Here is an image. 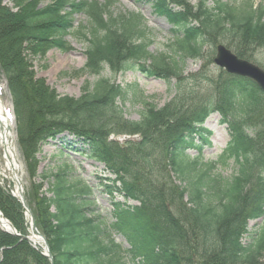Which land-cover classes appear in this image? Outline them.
Returning <instances> with one entry per match:
<instances>
[{
	"label": "trees",
	"instance_id": "16d2710c",
	"mask_svg": "<svg viewBox=\"0 0 264 264\" xmlns=\"http://www.w3.org/2000/svg\"><path fill=\"white\" fill-rule=\"evenodd\" d=\"M54 1V8L30 6L18 13L0 0V69L14 101L20 151L34 181L28 203L55 264H261L264 90L250 79L228 78L188 116L186 100L178 95L184 85L197 93L196 80H210L202 73H186L187 62L203 55L209 34L264 41V6L254 0H198L196 21H178L171 41L153 52L141 16L112 18L95 0ZM68 4L71 10L62 14ZM73 12L86 15L89 24L78 29ZM56 33L85 40V69L98 77L85 83L78 98L47 85L28 59V50L42 56L52 47L68 50L66 41L50 39ZM107 67L115 74L133 68L168 85L174 82L176 94L157 106L138 83L123 87L105 77ZM129 97L143 107L136 120L124 112ZM212 112L227 124L230 140L216 159L207 160L192 136L208 140L201 125ZM111 135L131 138L122 142ZM49 140H57L67 157L103 164L114 176L104 191L138 204L116 205V222L101 217L91 207L92 186L85 179L70 181L65 167L49 181L52 196L41 192L46 174L39 173L38 154ZM192 147L199 149L197 154L188 152ZM227 168L232 173L224 175ZM39 177L42 181L36 182ZM0 210L21 233L27 229L21 202L1 183ZM252 219L258 222L249 228ZM116 234L127 247L116 241ZM0 264L50 261L27 240L0 228Z\"/></svg>",
	"mask_w": 264,
	"mask_h": 264
},
{
	"label": "rangeland",
	"instance_id": "374dc122",
	"mask_svg": "<svg viewBox=\"0 0 264 264\" xmlns=\"http://www.w3.org/2000/svg\"><path fill=\"white\" fill-rule=\"evenodd\" d=\"M64 0H60L61 4ZM84 0H67L70 3H79ZM89 1V0H87ZM103 6L108 15L112 18L120 20L121 18H127L131 14L141 16L142 23L146 28L148 36L152 40L150 51L156 52L162 49L165 44H168L171 37V29L174 28V24L178 21H184L186 23H193L196 21V14L194 6L198 0H158L155 6L149 2V0H95ZM231 2H242L243 0H230ZM4 4L10 8H13L15 12H22L23 8L29 10L30 6H33L35 10H44L49 6L51 8L56 7L54 0H3ZM213 2V0H212ZM256 4H262L264 6V0H254ZM34 3L35 5H30ZM159 7H162L159 10ZM170 9L168 13L162 12ZM71 10L69 4L61 10L62 14H66ZM73 18L75 26L80 29L81 26H87L89 24L86 15L79 12H73ZM197 24V23H194ZM52 26H48L47 29L51 31ZM143 28V26H141ZM199 28V26L197 27ZM45 35H52L51 32L45 31ZM56 38L66 41L69 44L68 50H61L58 47L49 48L44 56L35 53L32 50H28L27 56L29 61L38 77L45 80L46 84L52 87L59 94L78 98L83 92V86L86 82H94L98 77L90 73L85 69L87 60L86 56V42L79 36H74L69 33L60 35L56 33L50 39ZM54 41L51 42L53 44ZM48 48V44L46 43ZM224 45L231 50L238 57L245 59L264 70V41L258 40L247 35H238L236 37L217 36L209 34L206 38L205 49L203 55L199 59H190L186 64V73L198 74L202 73L210 78L209 81L196 80L199 83L197 93H190L188 85L182 87L181 93H179L180 99H185L187 108L185 112L186 116L196 114L205 103V100L211 94L217 93V87L222 82H227L228 78H240L234 75L228 74L225 69L220 68L214 63V59L217 55V46ZM115 71V70H114ZM110 68H105L103 75L108 78H112L115 83L127 87L128 85L136 82L140 85V89L144 92V95L148 99L155 103L157 106H163L169 102L176 94V91L172 85H168L167 81L156 77L144 74L138 69H128L125 72L120 71L119 74H115ZM215 81V84L213 83ZM0 98L6 103L7 109L11 113L13 120L11 125V131L15 135V140L18 146V134L15 125L13 100L10 95L7 81L0 69ZM119 103H121L119 101ZM124 112L129 119H138L140 117V111L142 106L140 102H134V99L126 100L123 104ZM202 127L207 128L210 133L205 132L209 137L208 143L199 136L194 137L195 142L201 146V153L204 159L213 160L223 151L226 144L230 140L229 129L226 124L221 122V116L216 112L211 114L203 123ZM113 136V135H112ZM111 136V137H112ZM118 138H121L120 136ZM161 144V143H160ZM60 143L48 141L43 145L42 151L39 156V173L46 174L44 178L43 189L41 192L48 188V182L52 179L54 174L59 172L65 167L68 169V175L70 181L78 179H85L92 188L93 193L91 196L92 205L97 214L101 217H106L111 222H116V217L113 215L116 205L123 204L124 198L119 195H108L105 190V182L109 180L105 178H113L109 172L104 171L103 164H95L89 160L83 161V157L70 156L61 153ZM159 153L161 149L158 148ZM19 151V150H18ZM198 148H190L188 152L191 155L197 154ZM19 157L24 166L23 184L25 189L26 199L28 200L31 186L34 181L31 179L19 151ZM70 165L71 168H67ZM232 173L231 168L224 169V175ZM101 176H105L102 178ZM43 178L39 177L35 181L39 182ZM0 181L2 185L6 187H14L9 184L8 180L4 177L0 170ZM3 185V186H4ZM33 203V202H32ZM126 204V203H124ZM137 202L129 201L126 205H135ZM254 220L249 222V228L254 226ZM27 229L22 234L30 236L29 219L26 217ZM16 228V227H15ZM17 229V228H16ZM19 231V230H18ZM21 232V231H19ZM116 241L124 242L127 247L126 241L119 234H116ZM264 264V257L261 261Z\"/></svg>",
	"mask_w": 264,
	"mask_h": 264
},
{
	"label": "water",
	"instance_id": "95a60500",
	"mask_svg": "<svg viewBox=\"0 0 264 264\" xmlns=\"http://www.w3.org/2000/svg\"><path fill=\"white\" fill-rule=\"evenodd\" d=\"M215 63L218 66L225 68V70L230 74H236L253 79L262 89H264V70L247 60L239 58L225 46H218V53L217 57L215 58ZM15 181L17 187V193L15 194V196L22 203L27 214L31 218L32 233L33 231H35L38 235L36 236L33 234V238L26 235H21L17 232L14 225L7 218H0V220L5 219L6 221H8L11 224V229H7L4 226L1 228L10 234L20 236L23 239H27L36 249L40 250L43 255L50 259L51 264H55L52 252L49 247V243L47 239L43 236V234L38 230L35 222V217L26 202L23 182L20 177H17ZM0 215H2L1 211ZM34 237H39L42 240V249L39 245H37Z\"/></svg>",
	"mask_w": 264,
	"mask_h": 264
},
{
	"label": "bare ground",
	"instance_id": "6f19581e",
	"mask_svg": "<svg viewBox=\"0 0 264 264\" xmlns=\"http://www.w3.org/2000/svg\"><path fill=\"white\" fill-rule=\"evenodd\" d=\"M11 123L6 103L0 98V170L7 178L16 180L17 177H23L24 166L15 146ZM0 225L11 229V224L5 219L0 220ZM34 238L37 244H43L39 237Z\"/></svg>",
	"mask_w": 264,
	"mask_h": 264
}]
</instances>
